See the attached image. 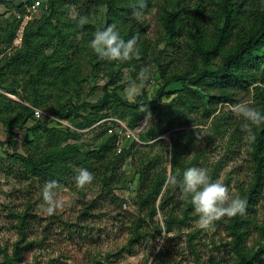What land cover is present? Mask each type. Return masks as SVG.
I'll return each instance as SVG.
<instances>
[{
    "label": "rangeland",
    "instance_id": "obj_1",
    "mask_svg": "<svg viewBox=\"0 0 264 264\" xmlns=\"http://www.w3.org/2000/svg\"><path fill=\"white\" fill-rule=\"evenodd\" d=\"M35 1L40 9L28 13ZM108 1L59 0L54 9L48 7L50 0H4L0 5V94L13 101L7 107L0 97V264H264V187L242 216L241 257L233 231L236 216L201 229L190 199L171 182L188 167L206 168L213 182L228 187L230 198L248 200L257 180L264 124L253 126L254 139H245L247 121L233 107L245 103L264 112V46L256 52L245 86L226 92L229 96L196 86L192 79L222 66L257 26L264 0H146L139 19L127 11L113 12ZM227 6L239 14L220 46ZM26 15V39L17 46ZM81 16L90 17L83 27L78 26ZM171 16L174 35L167 28ZM112 23L125 40L145 26L138 55L129 61L109 62L89 47L94 32ZM22 54L26 57L12 69L10 59ZM143 68L148 82L130 88L133 82L139 85ZM176 78L180 81L173 82ZM108 93L118 98H108L103 107L81 108L96 105ZM68 104L81 108L83 117L97 114L101 120L89 127L73 113L57 124ZM35 109L46 114L37 130L38 121L25 118ZM123 127L135 137L121 142L117 134L123 137ZM148 134L162 143L148 140ZM111 136L116 142L108 159L93 158ZM70 147L84 155L62 162L55 175L26 174L11 158L57 157ZM174 148L180 157L175 166ZM80 168L93 174L83 187L74 179ZM157 178H166L158 197L150 193ZM52 180L63 207L49 214L42 193Z\"/></svg>",
    "mask_w": 264,
    "mask_h": 264
},
{
    "label": "trees",
    "instance_id": "obj_2",
    "mask_svg": "<svg viewBox=\"0 0 264 264\" xmlns=\"http://www.w3.org/2000/svg\"><path fill=\"white\" fill-rule=\"evenodd\" d=\"M59 1V0H58ZM58 1L56 0H50L51 5L49 4V8L54 9L55 7H58ZM65 1V0H61ZM146 0H109L107 3L109 4V7L113 10V12H124L127 11L128 14L133 15V10L137 9L140 7V5L143 3L144 6L147 5L145 2ZM231 1V0H230ZM60 2V3H61ZM97 2V1H96ZM4 3V0H0V5ZM32 5V4H31ZM64 4H62L63 6ZM237 11L235 6L232 7H226L225 9V25L224 28L222 29L221 32V37L219 39V45L224 46L225 45V40L224 37L226 35H231L232 34V29L235 28V22ZM241 12V11H240ZM174 17L171 16L168 19L167 23V28L169 29L170 34L174 35L175 33V27H174ZM235 24V25H234ZM145 31V26H138L136 31H133L129 34L130 38L132 36L139 34ZM26 34H27V27L25 28L24 31V39H26ZM13 38L11 37L10 40ZM23 39V40H24ZM264 46V10L261 11V14L259 15V22L253 30H251L248 35H246L243 40H241L237 46L231 50L225 57H224V62L222 66H220L217 70L215 71H202L200 74H198L195 78L192 79V83L196 86L199 87H205L208 89L212 90H224V94L226 96H229V93L226 92H232L230 90L234 89V87L239 86V87H244L245 84L247 83V79L250 77V74L248 73L249 70L252 68L253 64L256 63L257 61V55L256 52L260 51L261 48ZM215 51L218 50L220 51V47L214 48ZM217 49V50H216ZM208 53V52H207ZM206 56H209V54H205ZM25 54L18 55V56H13L10 61L9 65L12 66V69H16L15 67H18L21 61L25 58ZM46 61V59H45ZM43 69L46 68L45 65H42ZM42 69V70H43ZM40 81V80H39ZM180 81V79L176 78L173 80V82ZM244 85V86H243ZM160 95L162 96L163 93L160 92ZM1 99L5 100L4 103L7 107L12 106L13 101L8 100L6 96L0 94ZM116 97L115 93H108L104 97L103 100L98 102L96 105H89V104H82L81 108H86V107H92V108H98V107H103L107 104V99ZM131 106V105H130ZM133 106V105H132ZM75 108L73 105H66L62 108V110L59 112V119L62 118L68 119L71 117V114H75L78 117H81L82 121L86 123V126L91 127L92 125L96 124L98 121H100L101 117L96 115H88V116H81L79 114V110L81 109ZM30 114H25V118L27 115H31L32 118L34 119V111L29 110ZM97 116V117H96ZM100 117V118H99ZM24 118V119H25ZM38 121V126L34 128L33 130H37L39 128H42V124H40L41 120ZM83 126L82 123H78V129H82L81 127ZM68 132V131H67ZM12 134V133H10ZM77 134H73V137L75 138ZM145 137L150 141H155L159 136L155 135H145ZM9 144H11V140H8ZM116 139L115 137L111 136L108 139H106V144L101 147L98 152H95L93 155L94 157H97L98 159L105 158L108 159L107 156H109L111 149L115 146ZM156 142L162 143V140H156ZM264 139L262 136L259 137V147L257 150V158H258V167L256 171V183L251 189L250 196L247 200V205L248 206L252 201L256 193L258 191H261L262 188L264 187V172H263V164H264V159L263 157H260V151L263 147ZM74 150V151H73ZM75 149L73 147L64 149V151L60 152L57 157L55 155H47L45 157L39 156L36 157L37 159H34L33 156L37 155H29V157H24V156H19V155H12L11 158H13L16 162L21 164L23 168L25 169L26 174L33 175V176H47V173L52 172L54 175L59 174V168L62 162L67 161V159H72V162L78 161L77 157L75 154H82V151L78 150L76 153ZM173 166L178 164L180 162V157L177 152V150L174 148L173 151ZM91 154V153H90ZM112 154V152H111ZM124 157H128L129 153H124ZM81 161V160H80ZM84 162L88 163V159H83ZM108 162V160H106ZM110 165V164H109ZM108 165V166H109ZM150 165V163H149ZM148 165L147 169L149 170L150 166ZM61 173V172H60ZM166 183V178L164 179H159L157 178L155 180L154 186L151 188L150 193L152 195L158 197L162 193V188ZM250 209V207H246V210ZM243 214L242 215H237L234 220H233V231L235 233V236L238 240L236 250L239 256H243V252L240 248V243L242 241V233L240 231L241 225L244 223L243 221Z\"/></svg>",
    "mask_w": 264,
    "mask_h": 264
},
{
    "label": "clouds",
    "instance_id": "obj_3",
    "mask_svg": "<svg viewBox=\"0 0 264 264\" xmlns=\"http://www.w3.org/2000/svg\"><path fill=\"white\" fill-rule=\"evenodd\" d=\"M143 4L133 10V16L137 19L141 16ZM90 22V17L81 16L78 26L83 27ZM139 34L125 40L115 23L107 27L98 28L93 38L89 41V47L101 59L109 62H126L138 55L137 43ZM139 85L135 82L129 84L130 88L144 87L149 80L147 68H143L137 75ZM233 111L241 115L247 123L242 128L248 133L245 139H254L253 126L264 124V112L245 103L236 104ZM77 187H83L93 180V174L86 168H80L75 176ZM173 184H179L182 196L190 199L194 213L198 216L197 224L201 229H208L214 221L221 218L242 215L246 210L247 201L240 197H229V189L219 180L213 182L206 168L188 167L183 171L182 177L177 181L171 178ZM56 181H48L43 188V200L49 206L47 212L53 213L57 208L63 207V202L55 198L54 188Z\"/></svg>",
    "mask_w": 264,
    "mask_h": 264
},
{
    "label": "built area",
    "instance_id": "obj_4",
    "mask_svg": "<svg viewBox=\"0 0 264 264\" xmlns=\"http://www.w3.org/2000/svg\"><path fill=\"white\" fill-rule=\"evenodd\" d=\"M41 7V2L40 1H35L34 3H32V5L30 6L29 10H28V13H32V12H35V11H38V9H40ZM29 15H26L25 16V19H24V23L21 24V26L19 27L18 29V32H17V35L15 37V45L19 46L22 42H23V39H24V31H25V28H26V25L29 21V18H28ZM30 22V21H29ZM45 112L41 109H35L34 110V119L36 120H43L44 116H45ZM57 124L59 123H63V121L61 119H57L55 121ZM124 130V135L123 137L121 136V132H119V134H117L119 136V139H121V142L123 140H125L124 138L127 136L129 138H132V137H135L134 134L130 133L129 131H126L128 130L126 127H123Z\"/></svg>",
    "mask_w": 264,
    "mask_h": 264
}]
</instances>
